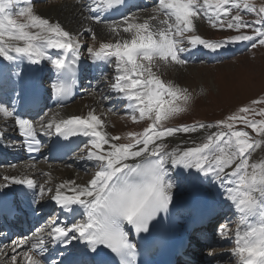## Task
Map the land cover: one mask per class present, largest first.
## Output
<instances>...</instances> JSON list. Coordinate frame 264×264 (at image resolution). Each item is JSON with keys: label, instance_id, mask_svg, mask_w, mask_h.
<instances>
[{"label": "snow or ice", "instance_id": "6c2138e0", "mask_svg": "<svg viewBox=\"0 0 264 264\" xmlns=\"http://www.w3.org/2000/svg\"><path fill=\"white\" fill-rule=\"evenodd\" d=\"M22 2L24 6L13 12L21 0H0V58L9 64L26 60L32 65L47 60L58 80H70L75 84L82 59L78 34L74 36L60 22L38 14L31 0ZM127 6L128 0H108L107 4L88 0L81 9L82 13L89 14L84 18L103 24L115 42H104L98 49L88 47L85 50L98 67H113L114 81L109 87L114 97L125 101L124 114L131 115L134 121L144 118L151 121L142 134L130 133V142L116 143L121 138L98 130L102 121L94 114L60 122L41 121L37 128L32 120L0 105V113L14 118L22 142L32 150H38L40 145L38 132L88 138L85 142V147L90 145L87 159L96 169L85 185L68 182L71 185L68 190L73 195L63 194L66 185L60 184L52 197L63 212L75 214L73 206L82 209V218L70 225L53 220L47 229L36 230L33 242H30L32 237L10 241L12 255L9 259L13 264H46L41 257L55 244L63 246L65 251L71 250L72 256L67 260H54L52 264H116V257L119 264H139L135 259L137 244L130 233L140 237L143 245H153L165 221L183 206L181 198L177 199L181 192L190 196L188 202L206 205L207 201L202 200L207 191L203 185L205 180H211L224 190V199L240 215L243 230L236 232L234 249L240 264H264V160H252L259 145L245 130L251 128L264 137V119H249V114L264 117V109L257 113L251 106H244L226 120L166 128L163 122L187 111L192 96L186 88L159 76L161 66L191 63L185 53H218L237 42H251L252 48L264 46V5L257 7L251 0L242 3L235 0H154L150 9L129 10L116 19L101 15L106 8L119 11ZM139 11L149 12L148 17L141 18ZM249 14H254L255 19H244ZM201 16H207L213 28L238 33L248 29L252 34L232 35L219 41L203 38L196 34L193 20ZM86 31L92 39L96 38L91 28ZM121 31L129 37H122ZM48 49L58 50L60 55H50ZM22 79L19 68H0V89L11 86L13 94L26 102L28 89L22 86ZM71 94L72 88L63 83L52 85L50 92V96L54 95L61 103ZM181 100L183 106L178 104ZM252 104H264V99L253 100ZM237 124L244 128L235 127ZM200 132L204 133L203 139L200 142L193 139V146L187 148L167 151V144L163 143L165 137L177 133ZM158 140L161 142L156 143ZM4 179L29 189L37 187L30 178L6 176ZM40 192L43 194L44 189L40 188ZM11 210L0 207V211ZM17 249L22 251L17 252ZM58 254L65 256L64 251ZM18 256L21 257L19 261Z\"/></svg>", "mask_w": 264, "mask_h": 264}, {"label": "rangeland", "instance_id": "374dc122", "mask_svg": "<svg viewBox=\"0 0 264 264\" xmlns=\"http://www.w3.org/2000/svg\"><path fill=\"white\" fill-rule=\"evenodd\" d=\"M48 1H50L51 4H55L57 1L59 2L61 0H42L36 1L34 3L37 6L46 4L47 7L50 5L47 4ZM235 2L242 3L243 0ZM251 2L257 7L264 5V0H251ZM197 19L199 20V23H201V28L199 32H196V34H201L206 39L219 41L226 39L231 34L238 33L235 30L213 28L211 22L207 19V16H201ZM244 19L252 21L255 19V15H245ZM77 29L83 34H86L84 29L80 28L78 25ZM93 31L95 32L96 30L93 29ZM239 33L252 34L251 30L248 29H241ZM109 35L110 37H105L107 40L106 42H115L113 36L110 33ZM97 36H100V34L98 33ZM121 36L128 38L129 34L123 33L121 31ZM100 37L103 38V36ZM87 39V43L91 44L92 38L88 36ZM95 40L96 39H93V41ZM101 43L102 41L100 40V44ZM95 47L98 48L99 45ZM249 49L250 47H247L236 55L238 57L234 59L225 58L218 64H209L202 61L201 63L193 62L185 66H176L173 64L169 67H159V76H164L162 80L176 84L180 88H186L192 96V101L188 105L187 111L182 112L167 121H164L163 126L166 128H177L181 125H191L194 123H214L219 120H226L229 115L238 113L239 108L244 106H251L256 110L257 113L264 109V104H252L253 100L264 99V46H257L251 51ZM177 72L186 73L185 76H182L180 80H175L172 75ZM113 81L114 73H111L108 78L98 83L96 89L89 92V94H85L78 98L77 102L74 103V106L82 103V101H84L91 94H95L97 96L99 95V109H105L109 113H113L115 116V118L109 122V128L113 134L111 136H119L121 138L120 140L115 141L116 143H128L130 142V133L142 134L144 130L150 126L151 121L147 118L134 121L131 115H125V101H117L116 106L112 104V101H114L113 98L116 97L111 96L112 94L109 92V86ZM178 104L183 106V101H178ZM249 119H256L259 121L264 119V117L249 114ZM46 120L48 122V116L43 119L41 118L40 122H46ZM235 127L241 129L244 128L242 124H237ZM245 130L248 131L250 136L258 142L259 146L253 153L256 152L257 159L264 160V143L261 142L264 141V137L259 136L251 128ZM212 131H215V129ZM137 138L141 137L138 136ZM89 150L90 145L88 147L84 146L83 149L77 153V155L72 156L71 158L86 157L89 153ZM87 163L84 168H80L79 170L83 176H87L92 171L94 174L96 171V169L92 166L91 161ZM37 164L39 166L44 165V163ZM48 164L50 165L51 163ZM73 164L76 165L75 162L68 160L67 163L64 164L57 163L51 166V172L60 173L62 171V166L65 167V169L70 166L75 169ZM218 195L220 196L219 191ZM227 209L231 211L229 213L232 214L234 219L232 218L227 223H221L217 225V248H214L215 250L213 252L209 251L207 247L203 249L205 253L212 252L211 255L206 257L208 259L207 262H210V259L213 257H215V259L218 261V257H220V260L222 261L221 264L225 263L223 260L227 259V250H234L236 247V232L238 230H243V225L240 223V215L234 211V208L231 206L230 202H227ZM225 224V228L221 227ZM224 239L226 240L223 241ZM239 261L240 257L237 255L235 256L234 253H231L230 261L226 262L225 264H239ZM4 263L8 264V260H6Z\"/></svg>", "mask_w": 264, "mask_h": 264}, {"label": "bare ground", "instance_id": "6f19581e", "mask_svg": "<svg viewBox=\"0 0 264 264\" xmlns=\"http://www.w3.org/2000/svg\"><path fill=\"white\" fill-rule=\"evenodd\" d=\"M146 1H149V0H146ZM87 2L88 0H61L59 2L57 1L55 4H51L50 2H48L47 4H50V5H48L47 7H46V4L40 5V6H37L35 4L33 5H34V10L38 14H41L42 16L49 18L52 21L60 22L61 25L67 31H69L70 33H73L74 36L78 34V38L81 43V56H82V59L84 58L83 59L84 63L94 64L91 62V60H87L85 58L88 56L86 55L88 53L85 49L88 47L98 49L99 47L96 48L95 46H98V45L100 46V40L102 41V43H104L107 41L105 37H110V35H109V32L106 31V28L103 24H96L95 22L84 18L85 16L89 14L87 12L82 13L81 9L84 7V5ZM19 5H24L22 0ZM152 5L153 3H151V5L145 9H150ZM138 9H141V8H138ZM138 9H135V12L138 11ZM138 14L141 18H147L149 15V12L139 11ZM101 15H102V12H101ZM193 20L196 26V30H197L196 32H199L201 28V23H199V20L197 18H194ZM151 23L155 24L157 23V21H151ZM77 25L80 26V28H83L86 34H83L82 32H80L77 29ZM88 28H91L92 30L93 29L96 30L95 31V34H96L95 41L96 42L93 41L92 39L91 44L87 43L88 42L87 37L90 36V34L86 31V29ZM98 33L100 34V36H103V38H101L100 36H97ZM6 40H7V37H5V41ZM245 44L235 45L233 46L235 48L232 50H240L242 47L245 46ZM229 47L230 45L228 46V48L219 51L214 56H211L214 53L208 52L209 53L208 56H211L212 58H216V56L224 55V53H226L228 50H231ZM47 51H48V54L53 55V56L60 55L57 51H53L52 49H48ZM190 53L191 52L185 53V55H188L191 58ZM197 53H202V51H197ZM40 65L48 69L49 72H52L53 68L51 64H49L48 66H44L41 63ZM97 69L99 72L100 67H98ZM185 73L177 72V73H174L172 76L175 80H180L182 76H185ZM47 74L49 75L48 72ZM160 78L163 79L164 76L162 75ZM84 92L87 93L88 91H84ZM109 92L113 95L112 91H109ZM98 96L95 94H91L84 101H82V103H80L79 105L74 106V103L77 102L78 100L76 99L68 107L57 108L47 113L48 122L49 121L60 122L62 120L70 119V118L77 117V116L87 118L89 114H94L98 116L100 120L102 121V127L98 130H101L104 133L113 135L112 131L109 128V122H111L115 118V116L113 113L111 114V112L109 113L105 109H99L98 104L100 102H99ZM0 102L3 103V101H0ZM112 102L115 104L117 103V100H114ZM53 132H54V129H53ZM0 133H2V136H0V154L3 153L4 155H7L8 153L12 155L13 153H15L14 159H13L14 161L8 166H3L2 170L0 171V191L4 193L6 196H10L11 194H13V185L15 184L12 183L10 179L5 180L4 177L7 176V177H15L17 179H25V178L33 179L37 185L35 189L38 191L39 196L43 197L40 201L41 208L44 210V212L45 211L49 212L51 210V206L54 204L52 197L55 195V191L59 187L60 184L66 185V188L62 190L63 194L73 195L74 193L68 190L71 187V185L68 183L69 181H75L77 185H85L88 181H90V179L93 176V171L87 176H83L81 172L79 171L80 168H84L86 163L89 162V160L87 159V156L82 157V158H71L72 156L69 157L68 161H73L76 163V165L73 164L75 166V169L72 168L71 166L65 169V167L62 166V171L60 172L61 174L51 172L52 167L50 165L39 166L37 162L30 163V162L25 161L24 158H21L18 154L21 144H20L18 135L14 131L13 119L11 117L5 116L3 113H0ZM40 135L44 138H47L49 142L53 139L52 135H45L42 133H40ZM203 136H204L203 132L190 133V134L177 133L174 136L165 137L163 139V143L167 144V149H166L167 151H172L174 148H187V147L193 146L191 144V141L195 139L197 140V142H200L203 139ZM86 140H84V143L86 142ZM160 142L161 141L159 140L156 141V143H160ZM104 147L107 148L108 146L105 145ZM256 156H257L256 152L253 153V156H252L253 161H256V162L262 161L261 159H257ZM178 171L179 170H177V172ZM173 175L175 176L176 172H174ZM5 185L7 186L5 187ZM40 188L44 189L43 194H41ZM203 188L207 191L204 193L202 200H206L208 204V199L206 198V195H209L210 202H216V203H219L220 206H222V202L219 200V195H218V191L220 190V187L216 183H214L211 180H205ZM180 195L181 196H178L177 199L181 198L183 207H186V210L181 211L180 213L182 217L188 218V220L192 221L194 219H200L201 217L204 216V212H199V213L194 214V211L197 209L204 210L207 204L205 205L202 202L192 204L188 202L190 201L191 198L184 191H182ZM212 206L216 207L215 205H212ZM179 208H182V207H179ZM255 222L257 221H254V223ZM7 253L10 254L11 251H6V252H3L2 254L0 253V264H5L4 262H6V260L4 259V255ZM20 259L21 257L18 256V261ZM220 261H221L220 257H218V261L215 259V257L210 259V262L212 263H217Z\"/></svg>", "mask_w": 264, "mask_h": 264}]
</instances>
